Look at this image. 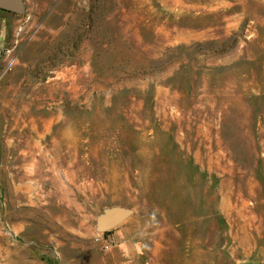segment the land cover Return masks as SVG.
<instances>
[{"label":"rangeland","instance_id":"rangeland-1","mask_svg":"<svg viewBox=\"0 0 264 264\" xmlns=\"http://www.w3.org/2000/svg\"><path fill=\"white\" fill-rule=\"evenodd\" d=\"M22 3L0 264H264V0Z\"/></svg>","mask_w":264,"mask_h":264},{"label":"water","instance_id":"water-1","mask_svg":"<svg viewBox=\"0 0 264 264\" xmlns=\"http://www.w3.org/2000/svg\"><path fill=\"white\" fill-rule=\"evenodd\" d=\"M0 11L12 14H21L23 12L22 0H0ZM127 215L128 213L126 211L113 212L100 224V229L107 230L114 227L127 217Z\"/></svg>","mask_w":264,"mask_h":264},{"label":"built area","instance_id":"built-area-1","mask_svg":"<svg viewBox=\"0 0 264 264\" xmlns=\"http://www.w3.org/2000/svg\"><path fill=\"white\" fill-rule=\"evenodd\" d=\"M105 248H108V246H105Z\"/></svg>","mask_w":264,"mask_h":264}]
</instances>
